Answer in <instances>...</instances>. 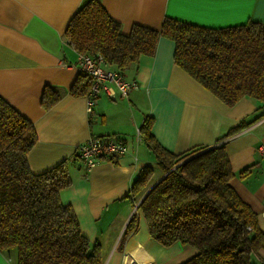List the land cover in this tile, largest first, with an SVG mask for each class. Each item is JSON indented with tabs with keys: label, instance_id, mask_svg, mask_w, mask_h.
<instances>
[{
	"label": "crops",
	"instance_id": "0c3cea01",
	"mask_svg": "<svg viewBox=\"0 0 264 264\" xmlns=\"http://www.w3.org/2000/svg\"><path fill=\"white\" fill-rule=\"evenodd\" d=\"M82 1L0 0V95L33 124L37 141L26 155L33 173L67 161L72 183L59 190V199L72 207L82 235L99 244L103 264H180L196 252L180 242L161 246L140 211L137 228L123 237L135 211L131 185L142 167L157 166L139 134L147 116L155 139L173 153L211 145L240 120H253L223 141L233 171L229 183L264 227V106L250 97L224 104L174 63V42L161 36L153 55H140L123 71L139 87L125 96L100 93L87 113L85 94L68 93L79 53L63 35ZM98 1L123 33L133 23L159 29L164 16L213 28L264 21V0ZM46 85L61 93L49 108L40 103ZM90 136L121 137L127 150L86 168L76 149ZM14 258V250L0 251V264H14ZM256 261L264 264V250Z\"/></svg>",
	"mask_w": 264,
	"mask_h": 264
},
{
	"label": "trees",
	"instance_id": "16d2710c",
	"mask_svg": "<svg viewBox=\"0 0 264 264\" xmlns=\"http://www.w3.org/2000/svg\"><path fill=\"white\" fill-rule=\"evenodd\" d=\"M63 35L76 52L99 53L122 73L140 55H153L159 37L169 38L174 63L224 104L250 97L264 106V21L213 28L164 16L159 29L133 23L123 33L98 0H83ZM89 86L90 78L78 73L68 93L86 94ZM60 96L46 85L40 103L49 108ZM252 121L240 120L211 145L173 153L155 139L145 117L139 134L157 166L142 167L131 185L137 206L123 237L137 228L140 211L161 246L180 242L196 250L180 264H258L264 227L229 183L233 171L223 141ZM36 141L31 121L0 95V251L14 250V264H103L99 244L82 235L72 207L59 199V190L72 183L67 161L30 170L26 155Z\"/></svg>",
	"mask_w": 264,
	"mask_h": 264
},
{
	"label": "built area",
	"instance_id": "2783aa9c",
	"mask_svg": "<svg viewBox=\"0 0 264 264\" xmlns=\"http://www.w3.org/2000/svg\"><path fill=\"white\" fill-rule=\"evenodd\" d=\"M75 66L78 73L90 78V86L85 94L87 113L93 111L100 93L109 97H115L117 94L125 96L129 90L139 87L136 80H129L122 72L108 68L99 53H79ZM259 149L264 154V145H260ZM126 150V142L121 137L90 136L77 146L76 152L84 167L89 168L102 157L122 155Z\"/></svg>",
	"mask_w": 264,
	"mask_h": 264
},
{
	"label": "water",
	"instance_id": "95a60500",
	"mask_svg": "<svg viewBox=\"0 0 264 264\" xmlns=\"http://www.w3.org/2000/svg\"><path fill=\"white\" fill-rule=\"evenodd\" d=\"M148 190H149V189H148ZM148 190L144 193V195L148 192ZM144 195H143V196H144ZM143 196H142V197H143ZM140 200H141V199H140ZM136 206H137V204H135V207H134V208H136Z\"/></svg>",
	"mask_w": 264,
	"mask_h": 264
}]
</instances>
